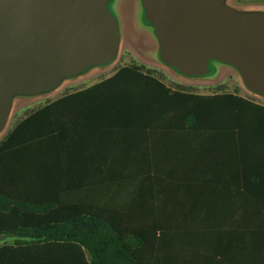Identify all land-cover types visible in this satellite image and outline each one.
Segmentation results:
<instances>
[{
  "label": "crops",
  "instance_id": "obj_1",
  "mask_svg": "<svg viewBox=\"0 0 264 264\" xmlns=\"http://www.w3.org/2000/svg\"><path fill=\"white\" fill-rule=\"evenodd\" d=\"M101 67L63 80L58 87L73 89L58 97L118 69L74 88ZM143 89L148 93H132L150 102L144 107L80 100L59 126L58 158L75 179L69 181L80 184L76 196L129 217L157 218L170 236L171 264H264V97L232 91L242 100L195 106L154 84Z\"/></svg>",
  "mask_w": 264,
  "mask_h": 264
},
{
  "label": "trees",
  "instance_id": "obj_2",
  "mask_svg": "<svg viewBox=\"0 0 264 264\" xmlns=\"http://www.w3.org/2000/svg\"><path fill=\"white\" fill-rule=\"evenodd\" d=\"M164 82L133 60L109 78L31 110L6 134L0 141V234L13 241H0V264H171L170 236L157 218L129 217L81 201L80 184L69 181L72 173L58 158L64 139L59 126L71 120L80 100H111L114 109L127 101L144 107L150 102L143 88L152 84L195 106L216 98L242 100L237 91L199 95ZM140 88L142 95L132 93Z\"/></svg>",
  "mask_w": 264,
  "mask_h": 264
},
{
  "label": "water",
  "instance_id": "obj_3",
  "mask_svg": "<svg viewBox=\"0 0 264 264\" xmlns=\"http://www.w3.org/2000/svg\"><path fill=\"white\" fill-rule=\"evenodd\" d=\"M110 0H0V132L17 96L54 90L117 56L120 38ZM162 63L188 77L209 62L233 67L264 97V10L226 0H140ZM0 234V241L6 239Z\"/></svg>",
  "mask_w": 264,
  "mask_h": 264
},
{
  "label": "rangeland",
  "instance_id": "obj_4",
  "mask_svg": "<svg viewBox=\"0 0 264 264\" xmlns=\"http://www.w3.org/2000/svg\"><path fill=\"white\" fill-rule=\"evenodd\" d=\"M226 3L236 9L264 10V0H226ZM108 8L116 17L119 27L120 46L117 56L113 62L102 66L100 73L86 77L87 79H85L84 84L73 85L74 88L95 82L111 74L120 65L132 62L135 58L146 67L155 70L156 74L163 81L175 88H184L200 93L237 91L259 100L255 93L245 87L240 74L233 67L226 64L211 60L209 63L210 71L206 75L188 77L162 63L158 57V43L153 32V27L144 17L140 0H110ZM70 89L73 88L64 89V86H60L55 90L38 95L15 97L7 122L0 132V141L31 110L36 109L48 100L54 99ZM6 239L7 242L13 241L11 237Z\"/></svg>",
  "mask_w": 264,
  "mask_h": 264
},
{
  "label": "flooded vegetation",
  "instance_id": "obj_5",
  "mask_svg": "<svg viewBox=\"0 0 264 264\" xmlns=\"http://www.w3.org/2000/svg\"><path fill=\"white\" fill-rule=\"evenodd\" d=\"M210 63V62H209Z\"/></svg>",
  "mask_w": 264,
  "mask_h": 264
}]
</instances>
